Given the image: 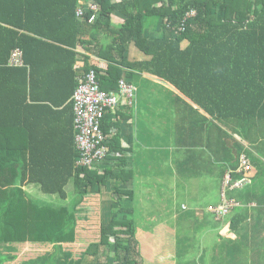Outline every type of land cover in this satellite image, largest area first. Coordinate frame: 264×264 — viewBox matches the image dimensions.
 Returning a JSON list of instances; mask_svg holds the SVG:
<instances>
[{
    "label": "trees",
    "instance_id": "trees-1",
    "mask_svg": "<svg viewBox=\"0 0 264 264\" xmlns=\"http://www.w3.org/2000/svg\"><path fill=\"white\" fill-rule=\"evenodd\" d=\"M7 1L17 3L8 6L5 15L18 20L0 19V83L10 86L5 91L12 99L19 103L41 98L73 111V92L89 69L95 71L99 88L106 92H118L120 72L127 69L168 83L194 103H185L190 112L180 118L189 115L198 119L196 124L203 129L210 125V117L220 123L214 126L219 134V152L214 154L218 159L209 163L212 168L218 166L217 178L221 181V201L217 206L231 201L229 195L238 198L240 192L248 193L245 202L239 200L240 205L228 206L224 214L207 212L215 223V218L226 219L236 235L232 240L235 245H246L248 235L242 227L248 223L254 226L252 231L264 229V161L249 150L257 145L242 143L245 134L254 135L253 129H264V0ZM92 4L95 10L90 7ZM79 9L81 15L77 14ZM92 14L94 20L89 22ZM114 19L119 22L113 23ZM98 33H104L107 40L89 47L91 42L83 40L84 36L91 38ZM16 48L22 53V63L12 66L10 55ZM78 48L88 49L90 54L105 60L106 68L88 63L85 57L80 71L74 66L80 64ZM51 71L53 80H57L56 101L48 89L44 96L34 91L40 82L49 86ZM199 109L205 115L194 116ZM113 118L111 110L101 118L107 154L91 167L76 164L78 152L75 136L72 147L71 132L66 150L48 158L40 155L41 159L32 150V134L27 135L29 152L17 150L18 136L13 134L20 125L17 119L7 121L8 128L0 123V196L6 198L8 208L2 224L6 241L52 245L46 264L56 263L68 246L78 249L72 264H142L131 218L132 191L120 184L126 181L127 173L113 167L121 158L117 150H122L117 146L119 137L111 134L116 126ZM242 155L248 161V169L241 168ZM58 160V172L49 175L50 182L40 180L39 187L43 193L56 194L63 203L53 205L29 199L22 188L26 177L27 182L40 179L35 169L44 173L49 164L55 168ZM107 161L109 167L100 170ZM208 169L191 172L202 179L203 171ZM226 174L229 181L225 185ZM234 183L241 184L232 186ZM90 194H98L102 202L97 240L86 246L78 242L84 240L87 232L82 229L79 234L76 227L82 212L92 215L95 211L97 203L92 205L93 210L87 207ZM249 200L253 206H248ZM251 239L250 247L244 245L250 251L251 264H264V237L260 245L255 234ZM90 248L94 249L88 253ZM12 259L0 254V264H10Z\"/></svg>",
    "mask_w": 264,
    "mask_h": 264
},
{
    "label": "crops",
    "instance_id": "crops-1",
    "mask_svg": "<svg viewBox=\"0 0 264 264\" xmlns=\"http://www.w3.org/2000/svg\"><path fill=\"white\" fill-rule=\"evenodd\" d=\"M5 1L0 0V19L17 21L16 17L5 15V9L17 2ZM0 22L3 21L0 20ZM118 22L117 20L113 21V23ZM93 37L84 36L83 40L91 42L89 47L97 42L107 40L104 33H98ZM85 57H88V63L103 69L106 68L105 60L90 54L88 49L78 48L77 61L80 64L76 63L74 66L80 71H82L81 65ZM42 72L43 70H40V73ZM119 76V80L123 79L133 85L136 92L130 100L124 96L119 97L117 105L111 110L114 115L112 120L116 123V126L111 129V134L119 137L117 146L122 149L121 151L117 150L116 154L121 158L120 161L113 163V167L117 166L116 169L127 173L126 181L123 183L117 181V183H120L122 188L132 191L131 218L133 226L136 228L135 233L148 232V229L142 227V223L148 220L151 236L155 238L154 245L151 247L137 245L140 257H142L141 255L145 257L141 258L142 264H152L149 259L150 256L153 258L152 252L156 250L157 256H161L163 249L170 250L171 254H166L168 256L166 258L158 257L156 260L160 261L159 264H251L250 251L249 249L246 251L245 247H250L253 244L252 234L256 235V240H258L256 243L260 245L264 237V229L259 228L257 231L260 232L252 231L254 226L248 223L247 226L242 227V231L246 230L248 235L246 245H242V243L235 245L232 240L236 238V235L231 232L226 219L221 218V221H218L215 218V223L213 215L207 212L209 211L208 207L217 206L221 201V181L217 178L218 166L212 168L209 164L218 159L214 154L217 156L219 152V134L214 126H218L220 123L217 119L210 117V125L207 124L203 129L196 124L198 119L191 118L189 115L187 118H180L184 112H190L185 103L192 105L194 103L164 81L142 71L131 69H127L125 73L120 72ZM50 79L49 86L40 82L35 86L34 91L37 95L44 96L48 89L54 96L53 101H56L57 80L56 77L53 80L52 71ZM9 87L7 84L0 83V123L3 128H8L7 121L17 119L20 122L17 133L13 132L18 136L17 150L19 152L24 154L29 152L27 135L31 134L33 135L32 150L35 154H39L38 157L41 155L43 158H48L66 150L70 132L73 147L72 108L54 105L51 101L41 98L26 102L19 100L17 103L5 91ZM179 109L181 113H179ZM201 114L204 112L199 109V112L193 115L197 117ZM24 124L29 127L24 128ZM31 124L33 126L30 128ZM6 133L8 134L9 131L7 130ZM240 133L242 134V131ZM242 143L247 144L243 141ZM260 157L264 161V154H261ZM54 164H56L55 168L49 164L44 173H39L35 169V174L40 179H35L34 182H27L26 177L22 186L24 192L28 193V187H39L40 180L50 182L48 181L49 175L54 174L53 171L58 172L59 160ZM106 167H109L108 161L100 165V170ZM202 167L209 168L203 171L202 179L198 177L199 175H192L191 171L202 172L198 171ZM119 170L117 173L120 172ZM39 191L43 193L40 187ZM253 191L256 192L257 189L253 188ZM247 194L240 192L237 194L238 198L234 195L227 196L226 194V196L236 202L234 205H240L239 200L245 202ZM86 199L88 208L92 207L94 203L97 204L92 215L82 212L78 216L77 232L80 234L82 229L85 230V233L87 232L84 240L78 242L80 244L97 240L100 224L102 200L98 194H90ZM158 200L160 203L157 202ZM5 202L6 198L0 196V227L3 229L4 225L2 224L5 223L6 215L4 212L8 209ZM137 202H141V204L137 205ZM177 202H180V211L173 207ZM183 202H193V208H187L186 203ZM253 204V201H248V206H253ZM153 205H157L155 207H160L162 210L157 214L147 211L142 215V218H139L145 209ZM90 210H93V207ZM177 231L181 235L179 239L176 236ZM162 233L169 234V238L157 237V234ZM89 235H91L90 239H86ZM138 239L140 242L139 235ZM6 240L3 238L2 243L4 244H0V254L5 256L10 255L1 250L18 249L24 244L46 248L45 242L32 244ZM190 242L192 245L189 244ZM154 257H156V253Z\"/></svg>",
    "mask_w": 264,
    "mask_h": 264
},
{
    "label": "built area",
    "instance_id": "built-area-1",
    "mask_svg": "<svg viewBox=\"0 0 264 264\" xmlns=\"http://www.w3.org/2000/svg\"><path fill=\"white\" fill-rule=\"evenodd\" d=\"M93 10L96 6H90ZM78 15L82 10H78ZM95 15L92 14L88 21L92 22ZM22 63V53L19 49H14L10 55V64L19 65ZM135 87L127 84L123 80L118 82V92H106L99 88L96 81V74L93 69H89L81 78L80 83L75 88L72 95L73 123L75 131V147L78 152L76 164L78 166H93L104 159L107 154L105 136L100 128L101 118L108 110L115 108L119 95L128 98L134 97ZM241 168L248 169V161L244 155L240 158ZM228 175V174H226ZM229 175L224 179V184H228ZM241 183H234L232 186H239ZM234 205L233 201L219 206L220 213L224 214L227 207Z\"/></svg>",
    "mask_w": 264,
    "mask_h": 264
},
{
    "label": "rangeland",
    "instance_id": "rangeland-1",
    "mask_svg": "<svg viewBox=\"0 0 264 264\" xmlns=\"http://www.w3.org/2000/svg\"><path fill=\"white\" fill-rule=\"evenodd\" d=\"M154 29H155V26L153 24L151 31H153ZM253 130H254V135H248V134L246 135L245 134V136H244L245 140L244 141L247 143L250 142V143H254L255 145H257L256 147H252V149L249 148V150L252 154H254L255 156H257L259 158L260 154H264V133H263L264 129H261V127H260V129H253ZM245 131L247 133V129H245ZM254 155H253V157H254ZM161 166H164V165L161 164ZM162 169L164 170V168H162ZM159 171H160V169H159ZM227 177H228V175H225V178H227ZM28 189H29L28 193L27 194L25 193V194L32 201H35L38 203L39 202L51 203L53 205H59V204L63 203V201L56 194L51 195V194L41 193L39 191V187H37V186H32L30 188L28 187ZM71 197H72V195H70L68 197V199H71ZM157 202L160 203V200H158ZM180 202H177L176 205L175 204L173 205V207L175 209H177V211H180V209H181L180 208ZM138 203L141 204V202H137V205H138ZM183 203H186L187 208H193V205H192L193 202H188V203L183 202ZM194 205H196V202H194ZM155 206H157V205L149 206L147 209H145V211L140 215L139 218H142V215L147 211H153L155 214H157L162 210L160 207H155ZM207 210L215 211L216 213L221 212L218 206L217 207H212V206L208 207ZM146 217H148V216H146ZM134 219H135V217H134ZM139 224H141V223H139ZM142 227L148 229V232H146L144 234L143 233L137 234V233H135L136 228L134 227V237L137 239V243L141 244L145 247L153 246L154 242H155V238H153V236H151L152 233L150 232L148 220L145 221L144 223H142ZM4 234H5V232H4V229L2 228V231H0V238L3 239ZM138 235L140 237V242L138 239ZM176 236L178 239L181 238V235L178 231L176 233ZM196 236H197V234H196ZM157 237H161L163 239L165 237L169 238V234H165V233L157 234ZM0 244H4V243L0 242ZM89 244H90V242H88L86 244V246ZM189 244L192 245V242H190ZM45 247L46 248H42V247L37 248L33 245L29 246V245L24 244L22 246H19L18 249H13V250H9V251L1 250V251L6 253L7 255H10L11 258H13L10 261V264H31L32 262H34L35 264H46L48 256L52 252L53 249L51 248V246H45ZM91 249H94V248H90L88 253L91 252ZM42 250H43V252H42ZM76 250H78V249L76 247H73V246H68L67 248L63 249L62 255H59V257L57 258V262L54 264H68V263L72 264L73 260H75L74 259V253L76 252ZM153 250H155V249H153ZM106 251H107V249H106ZM162 252L163 253L161 256H157L158 253L156 252V250L153 251L152 253H153L154 259L150 256L149 259H151V261H152L150 263L159 264L160 261L156 260L158 257L166 258V257H168L166 254H169V255L171 254V251L167 250V249H163ZM155 253H156V257H154ZM39 255H41V256H39ZM60 256H63L64 259L60 258ZM141 256L144 257V255H141ZM160 260H161V258H160ZM263 262H264V260H263Z\"/></svg>",
    "mask_w": 264,
    "mask_h": 264
},
{
    "label": "bare ground",
    "instance_id": "bare-ground-1",
    "mask_svg": "<svg viewBox=\"0 0 264 264\" xmlns=\"http://www.w3.org/2000/svg\"><path fill=\"white\" fill-rule=\"evenodd\" d=\"M186 26V25H185ZM201 95V94H200ZM239 214V213H238Z\"/></svg>",
    "mask_w": 264,
    "mask_h": 264
}]
</instances>
